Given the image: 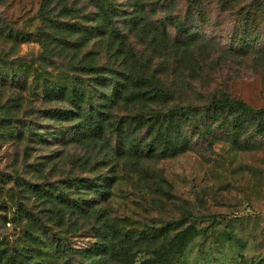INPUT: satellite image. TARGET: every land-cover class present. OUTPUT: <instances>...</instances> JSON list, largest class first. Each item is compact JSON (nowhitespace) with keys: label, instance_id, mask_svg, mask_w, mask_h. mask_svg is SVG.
Here are the masks:
<instances>
[{"label":"trees","instance_id":"trees-1","mask_svg":"<svg viewBox=\"0 0 264 264\" xmlns=\"http://www.w3.org/2000/svg\"><path fill=\"white\" fill-rule=\"evenodd\" d=\"M122 11L116 0H41L30 29L0 8V147H13L16 164L0 186L15 206L3 201L0 222L6 230L13 213L23 229L16 246L0 231V264H136L135 249L159 236L122 227L109 206L113 189L123 177L159 181L153 161L186 153L195 133H213L194 122L200 109L235 149L259 146L247 136L252 127L264 135V108L226 94L203 107L185 102L158 56L173 50L184 61L192 43L171 39L144 8ZM28 42L42 47L30 60L19 51ZM81 229L95 236L88 247L70 241ZM185 238L174 236V253Z\"/></svg>","mask_w":264,"mask_h":264},{"label":"rangeland","instance_id":"rangeland-1","mask_svg":"<svg viewBox=\"0 0 264 264\" xmlns=\"http://www.w3.org/2000/svg\"><path fill=\"white\" fill-rule=\"evenodd\" d=\"M40 2L10 0L0 8L7 20L17 26L28 23L32 29L40 23L33 19ZM116 3L122 12L144 8L151 18L167 24L171 39L192 43L184 61L183 54L177 56L173 50L165 49L158 56L161 62L166 60L167 78L185 102L203 107L214 94H226L256 110L264 108V0ZM145 39L142 42L147 44L151 36ZM19 51L30 60L42 47L28 42L19 46ZM194 118L201 131L212 128L213 133H195L186 153L153 161L162 179L123 177L113 189L109 206L122 227L136 234L153 232L159 236L153 245L135 249L136 264H147L151 259L153 264H264V135L256 136L250 128L247 137L257 140L259 146L238 150L224 142L226 133L203 109ZM193 129L188 131L193 133ZM12 149L11 145L0 147V186L16 165L8 158ZM99 175L84 174L92 180ZM8 195L6 190L0 193V213L4 212V202L7 208L15 206ZM8 219L4 231L0 222V231L16 246L23 229L13 213ZM180 232L185 234L186 244L174 253L173 238ZM69 238L76 247H88L96 241L92 232L83 229ZM74 262L80 264L78 258ZM109 264L126 262L119 259Z\"/></svg>","mask_w":264,"mask_h":264}]
</instances>
